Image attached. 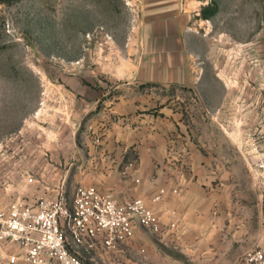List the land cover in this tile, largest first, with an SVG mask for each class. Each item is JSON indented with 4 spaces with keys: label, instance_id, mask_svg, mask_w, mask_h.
Segmentation results:
<instances>
[{
    "label": "rangeland",
    "instance_id": "obj_1",
    "mask_svg": "<svg viewBox=\"0 0 264 264\" xmlns=\"http://www.w3.org/2000/svg\"><path fill=\"white\" fill-rule=\"evenodd\" d=\"M141 1L0 3V211L18 198L35 202L46 197L63 178L69 191L79 184L64 158L58 174L47 170L53 162L50 146L56 133L58 139L70 135L64 112L71 102L77 114L72 121L82 124L79 139L85 134V101L78 93L85 91V72H103L115 48L123 59L136 58ZM180 2L192 15V64L204 76L192 90H155L185 107L196 142L211 156L218 173L219 220L222 213L258 214V165L264 163V0ZM209 5L216 12L206 18L203 9ZM15 250L0 243V264H9Z\"/></svg>",
    "mask_w": 264,
    "mask_h": 264
},
{
    "label": "crops",
    "instance_id": "obj_2",
    "mask_svg": "<svg viewBox=\"0 0 264 264\" xmlns=\"http://www.w3.org/2000/svg\"><path fill=\"white\" fill-rule=\"evenodd\" d=\"M141 3L136 58L123 59L115 48L103 72H85V91L78 92L85 101V134L79 139L82 124L72 121L77 114L71 102L64 112L70 135L58 139L56 133L47 170L58 174L64 158L73 168V181L94 185L121 202L141 197L165 226L160 233L137 226L134 236L112 251L100 240L92 248L85 245L79 251L88 264H238L242 253L263 244L262 191L258 214L222 213L219 220L218 173L211 156L196 142L185 107L155 90H192L204 76L192 64V15L180 0ZM58 186L46 197L54 196ZM161 189L163 198L153 202ZM15 251L10 254L20 252Z\"/></svg>",
    "mask_w": 264,
    "mask_h": 264
},
{
    "label": "built area",
    "instance_id": "obj_3",
    "mask_svg": "<svg viewBox=\"0 0 264 264\" xmlns=\"http://www.w3.org/2000/svg\"><path fill=\"white\" fill-rule=\"evenodd\" d=\"M258 167L263 244L245 252L238 264H264V163ZM56 189L54 196L35 202L18 198L0 211V243L20 251L9 255V264L19 260L27 264H88L79 251L85 245L92 248L100 240L112 251L130 240L137 226L154 233L165 228L158 213L141 197L121 202L82 183L69 191L67 178ZM164 194L161 189L152 201H160Z\"/></svg>",
    "mask_w": 264,
    "mask_h": 264
},
{
    "label": "trees",
    "instance_id": "obj_4",
    "mask_svg": "<svg viewBox=\"0 0 264 264\" xmlns=\"http://www.w3.org/2000/svg\"><path fill=\"white\" fill-rule=\"evenodd\" d=\"M16 0H0V3H12ZM216 12V8H213L212 5L207 6L206 8L203 9V15L208 18L211 15H213Z\"/></svg>",
    "mask_w": 264,
    "mask_h": 264
}]
</instances>
